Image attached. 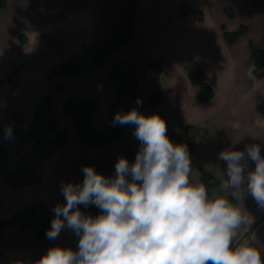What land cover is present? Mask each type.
<instances>
[{
	"label": "crops",
	"instance_id": "1",
	"mask_svg": "<svg viewBox=\"0 0 264 264\" xmlns=\"http://www.w3.org/2000/svg\"><path fill=\"white\" fill-rule=\"evenodd\" d=\"M126 2L127 0H71L68 4H64L63 0H6V4L0 6V9L3 8L0 19V51L11 45L19 33L35 30L37 22L47 15H57V22L72 15L71 23H74V31H76L82 18L86 17V13L89 21V36L83 45L96 43L107 36L108 28L122 15ZM228 2H232L235 10L233 18L228 17L224 11V6ZM183 3L192 8L202 9L205 13L204 20L199 21L193 15L181 16L179 9ZM235 18L237 21H231ZM242 23L247 24L249 30L235 43H228L223 35V27L234 30ZM133 25L135 37L126 42L111 58L104 60L99 67L90 66L72 75L47 76L63 85L56 91L63 92L68 86L67 83H73L77 90L70 97L78 96L84 99L96 98L99 92L109 89L115 98L105 96V99L108 97L107 102L110 104L109 111H101L102 101L96 98L98 107L93 116V125L100 130L115 127L117 124L113 122L114 116L118 112H123L124 105L117 109L111 107L112 102L121 95V90L111 80V69L116 63L127 58L134 60L137 69L138 58L131 54L116 58L121 53L128 52L129 43H133L134 47L139 49L138 52L135 49L136 53L142 52L147 58L145 62L140 63L142 70L149 74L146 81L150 82L155 92L160 91L163 94L161 102L156 106L149 105L154 92L147 99V103L142 101L143 103H139L136 110L144 115L159 114L166 121L167 135L174 144L186 145L188 125L202 126L195 138L196 145L190 156L192 182L201 183V167L211 170L221 182L226 179L227 164L219 159L222 150L245 151L246 146L255 144L259 145L261 155L264 156V67L250 75L249 60L258 47L243 48V42L251 29L256 27L264 29V0H137ZM84 46L73 50L72 55ZM10 61L5 62L6 67ZM153 61L160 62V68L154 69V76L150 71ZM193 61H200L204 65L206 78L215 89V96L210 100L196 101V88L190 82L186 68ZM149 78L151 81H148ZM140 81L142 80H139L138 84ZM8 96L10 94L4 93L0 102ZM36 104L34 102L29 119L34 115ZM60 108L62 113L58 114L56 110L58 128H65L68 125V128H65L66 141L54 154L47 158L42 157L41 160L47 161L48 164L54 162L52 173L55 176L64 175L67 183L82 184L84 173H75L73 170L74 161L80 155L86 156L94 167L103 152L117 154L125 148H132L135 157L129 164L135 162L141 147L140 141L134 136L135 125H125L119 140L101 147H93L77 139L73 122L63 112L62 104ZM115 146L118 150H111V147ZM59 151L61 155H57ZM92 155L94 158L90 157ZM244 163L245 175H247L248 171L255 168V163L248 160L246 152ZM94 169L109 178L116 174L115 167L108 170ZM128 178L131 179L130 176ZM25 187H21L19 191ZM224 191L228 196H234L235 190ZM237 201L238 203L234 205L245 213L254 214L262 210L248 193L246 183L244 195ZM29 241L12 242L10 247L23 250V256L22 258L18 256L12 262L9 260L4 262L13 264L14 261H19L22 264H35L53 246L77 250L79 236L71 229L65 232L62 229L55 240L37 237L31 239L32 242ZM249 241L260 250L261 259L264 261V238L257 241L250 238ZM2 251V257L8 255L4 250Z\"/></svg>",
	"mask_w": 264,
	"mask_h": 264
},
{
	"label": "clouds",
	"instance_id": "2",
	"mask_svg": "<svg viewBox=\"0 0 264 264\" xmlns=\"http://www.w3.org/2000/svg\"><path fill=\"white\" fill-rule=\"evenodd\" d=\"M248 71L251 75L255 65ZM113 122L136 126L134 136L141 147L135 162L119 158L111 178L86 165L82 184L62 183L66 203L54 208L46 236L55 240L67 226L79 236L78 250L53 246L35 264H264L254 243H233L237 230L252 223V217L249 221L248 214L223 196L210 198L205 184L190 180L187 146L170 140L159 114L132 109L116 113ZM4 138H14L11 126ZM245 152L255 163L247 175ZM219 159L227 164L221 190H235L233 195L241 200L246 183L248 193L264 208L259 145L222 150ZM90 204L101 214L85 215L78 207Z\"/></svg>",
	"mask_w": 264,
	"mask_h": 264
},
{
	"label": "rangeland",
	"instance_id": "3",
	"mask_svg": "<svg viewBox=\"0 0 264 264\" xmlns=\"http://www.w3.org/2000/svg\"><path fill=\"white\" fill-rule=\"evenodd\" d=\"M228 3L233 6L232 2ZM2 12L3 8L0 9V19H2ZM85 16L86 17L82 18L81 24H79V29L74 31V23H71L73 20L72 15L65 20L62 19L61 22H57V15H47L37 22L38 24L35 30L32 32L27 30L23 31L24 36L22 39L19 40L18 37L15 38V41L11 43V45L0 51V64L4 66L3 68L0 66V98L4 93L10 94V96L3 98V101L0 102V139L9 150L7 157L0 163V217L10 216L16 209L22 208L31 202L42 201L51 208L65 199L61 191V185L62 183H67V181H65L66 177L64 175L55 176V174L52 173L54 162L48 164L47 161H41L43 151L38 152L37 149L33 148L35 140L32 137L24 144L21 142V137L25 132L24 124L19 119L10 116V114L17 111L22 113L27 119L31 118L30 111L32 110L34 102L36 104L45 94H52L59 100V104L56 105L55 110L58 111V114L59 112L62 113L60 108L62 102L73 95V92H76L77 89L73 83H67L68 86L63 92L56 91V89H59L57 86L59 82L49 79L47 74H49L52 68L58 63L74 56H81L88 64L91 63L92 54L86 49V45H83L89 36V21L86 13ZM231 21H237V19H231ZM79 46L84 47L72 55L71 52ZM251 47H254V49L256 47L264 48L263 28L256 27L251 29L246 35L243 48ZM128 48V52L121 53L116 56V58H122V55L125 56L126 54H131L133 57L138 58L136 61L137 69L139 70H137V74L136 72L132 73L130 79H133L136 74V76L139 77L138 80L142 81L137 84L138 86L134 89L129 98L131 99L129 105L132 110L139 107V104H137L138 99L141 101V104L143 102L147 103V99L155 91L152 89L150 82L146 81L149 74H147V71L142 70V65L140 64L147 60L145 54L142 52L139 54L136 53V50L138 52L139 49L134 47L133 43H129ZM7 60H11L8 67H6L7 65L5 64ZM138 66L141 67L139 68ZM16 68V75L12 80H9V75ZM145 74L147 77H145ZM148 81H151V78H149ZM98 94L96 98L102 101L101 111H109L110 104L107 102L108 97L105 99V96L111 98V96H113L111 91L108 89ZM112 98L114 99L115 96ZM9 126H11L13 130L14 138L5 139V129ZM16 147H18V149H16ZM111 150H118L117 146L111 147ZM60 151L57 155H61ZM83 152L84 151H82V153ZM90 157L94 158V155ZM21 166L33 168L37 173L33 174L27 172L12 175L14 181L20 180L26 183V185H24V187H26L19 191L21 187L18 188L8 184L5 177L10 170H16ZM36 183L39 184L35 185ZM214 194L215 196H223L229 199L228 194L220 188H215ZM241 212L245 215L248 214L242 210ZM100 214L101 211L97 215ZM248 215L250 216L249 221H251L252 217L253 222L240 226L237 230V236L234 238V244L247 240L249 237L256 241L264 238V208L254 214ZM54 217L55 214H53V218ZM63 230L65 232L70 229L65 226ZM31 239H37L35 231L31 228L18 226L8 228L4 232V238L0 245V249L4 250L8 255L4 257L0 255V264H8L12 262V260L17 259L18 256L22 258L23 250L10 247L12 242H18L19 240H30L29 242H32ZM6 260H9V262H4Z\"/></svg>",
	"mask_w": 264,
	"mask_h": 264
},
{
	"label": "trees",
	"instance_id": "4",
	"mask_svg": "<svg viewBox=\"0 0 264 264\" xmlns=\"http://www.w3.org/2000/svg\"><path fill=\"white\" fill-rule=\"evenodd\" d=\"M71 0H63L64 4H68ZM6 0H0V6H4ZM137 4V0H127L123 9L122 15L108 28L107 36L102 40L86 46V49L92 54V61L89 65L81 56H74L68 60H64L54 66L49 73V77L56 75H72L77 74L88 67H99L104 60L111 58L115 52L120 49L126 42L131 41L135 37V28L133 25V14ZM224 11L228 17L235 16L234 7L230 4H225ZM181 16L193 15L199 21H203L205 13L200 8H192L186 4H182L179 9ZM249 27L247 24H240L236 29L229 30L223 27V35L228 43H235L247 31ZM24 33H19L18 39H22ZM255 65V72L264 67V48H258L253 51L249 60V67ZM155 68H160L159 61L151 63V74L154 76ZM187 74L190 82L196 88V101L203 102L210 100L215 96V89L210 81L206 78L204 65L200 61H193L186 66ZM136 72V64L133 59L127 58L116 63L111 69V80L117 84L121 90L119 98L115 99L111 107L117 109L119 106L124 105L123 112L129 111V102L131 93L137 87L139 77L130 80V75ZM59 89L62 84L57 85ZM163 94L156 91L149 100V105L154 107L161 102ZM59 100L52 94H45L37 102L35 112L32 119H27L20 112H13L10 116L19 119L25 127L24 135L21 137V142L25 143L31 137L35 140L33 145L34 149L42 152V157H50L54 152L64 145L67 137L65 128H58V117L55 110ZM98 107V100L95 97H88L81 99L78 96H72L62 103L63 112L71 119L75 126L77 139L87 145L93 147H101L107 143L117 141L121 138L125 125L117 124L115 127L108 130L96 129L93 125V116ZM202 126L194 127L193 125L187 126V139L186 146L189 156L193 154L196 145L195 138L201 131ZM18 149V147H16ZM9 153L8 147L0 139V163ZM124 157L130 162L135 157V151L132 148H125L117 154L103 152L94 168L98 170H108L114 168L118 159ZM86 165L93 166L88 158L84 155L78 156L74 161L73 170L75 173H82V168ZM37 172L28 167H22L16 170H11L7 173L5 180L8 184L18 188L26 185L23 181L12 179V175L23 173ZM201 183L206 185L209 197L215 196L214 189H219L221 181L215 174L204 167H201ZM77 184V183H76ZM229 200L235 204L238 203L237 199L229 195ZM66 203L64 199L62 202L55 204L51 208L44 204L42 201L32 202L22 208L16 209L10 216L0 217V245L4 238V232L12 227H28L35 231L37 237L46 239V232L51 228V221L53 219L54 208L59 204ZM80 211L85 215L95 216L101 211L95 205H79ZM251 237H249L250 240ZM3 251L0 249V255ZM13 264H22L19 261H14Z\"/></svg>",
	"mask_w": 264,
	"mask_h": 264
},
{
	"label": "water",
	"instance_id": "5",
	"mask_svg": "<svg viewBox=\"0 0 264 264\" xmlns=\"http://www.w3.org/2000/svg\"><path fill=\"white\" fill-rule=\"evenodd\" d=\"M16 73H17V70H16V71H13V72L9 75L8 79H9V80H12L13 77L16 75Z\"/></svg>",
	"mask_w": 264,
	"mask_h": 264
}]
</instances>
